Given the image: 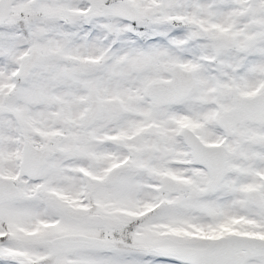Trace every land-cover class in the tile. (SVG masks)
<instances>
[{
  "label": "snow or ice",
  "instance_id": "obj_1",
  "mask_svg": "<svg viewBox=\"0 0 264 264\" xmlns=\"http://www.w3.org/2000/svg\"><path fill=\"white\" fill-rule=\"evenodd\" d=\"M0 264H264V0H0Z\"/></svg>",
  "mask_w": 264,
  "mask_h": 264
}]
</instances>
